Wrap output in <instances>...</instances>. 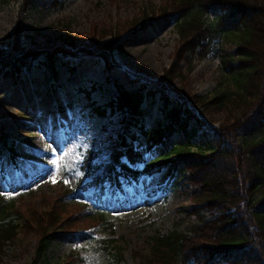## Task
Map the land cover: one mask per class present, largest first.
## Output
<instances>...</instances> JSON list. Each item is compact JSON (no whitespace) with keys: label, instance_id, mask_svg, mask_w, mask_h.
I'll return each mask as SVG.
<instances>
[{"label":"rangeland","instance_id":"rangeland-1","mask_svg":"<svg viewBox=\"0 0 264 264\" xmlns=\"http://www.w3.org/2000/svg\"><path fill=\"white\" fill-rule=\"evenodd\" d=\"M167 2L171 3L0 0V48H6L17 34L26 45L59 43L64 38L81 41L104 34L105 38L98 39L99 44H104L109 40L106 34L127 22L115 37L110 72H106L101 59L93 56L57 62L56 79L37 60L32 68L21 71L18 81L0 75V125L16 146L15 161L9 151L0 147V195L22 208L21 213L8 214L22 227H18L12 242L0 245V264H142L155 234L165 235L175 228L188 233L190 225L198 224L196 211L205 221L211 217L209 211L199 210L207 202L192 199L195 185L184 182L189 172L171 173L166 168L140 176L138 183L123 184L110 198L107 194L101 197L109 212L105 214L108 227L97 224L94 213L89 215L92 217L81 215L83 209L78 204L90 200V194L63 197L64 190L72 188L77 179L89 184L92 173L79 169L86 153L94 151L98 165L107 162L110 140L125 130L119 115L101 118L93 114L91 101L106 104L117 91L140 88V79L169 81L171 90L188 95L213 96L234 89L232 75L238 65L235 38L210 40L205 57L189 51L173 16H159L157 12L150 16ZM135 19V25L129 24ZM159 98V93L153 99L144 93L141 108L146 128L168 122L159 110ZM228 110L231 111L213 105L201 108L205 130L197 129L192 142L197 145L207 141L206 130L220 128L230 116ZM125 131L138 133V128L130 125ZM180 136L174 134L173 138L179 140ZM134 144L141 148L138 141ZM148 155L144 151V156ZM228 160L237 161L233 155ZM49 208L79 219L69 230H55L46 256L36 258L38 235L33 224L25 227L23 223L35 214L32 209Z\"/></svg>","mask_w":264,"mask_h":264},{"label":"trees","instance_id":"trees-1","mask_svg":"<svg viewBox=\"0 0 264 264\" xmlns=\"http://www.w3.org/2000/svg\"><path fill=\"white\" fill-rule=\"evenodd\" d=\"M167 1L171 3L167 2L150 16L156 12L159 16H173L189 51L200 52L205 57L210 40L235 38L238 65L232 75L234 89L213 96L188 95L171 90L169 81L140 79L143 83L140 88L117 91L106 104L91 101L94 114L101 118L119 115L123 129L136 126L138 133L126 131L111 139L109 159L104 164H96L95 153L89 151L80 165L81 170L92 173L89 184L79 179L74 188L64 190L63 197L79 192L90 194V200L78 204L83 209L81 215L92 217L89 215L94 213L97 224L108 227L105 214L109 212L99 205L103 193L118 188L124 181L136 182L140 175H150L163 168L179 174L189 172L184 182L195 185L192 199L207 202L199 210L209 211L211 217L205 221L196 211L198 224L190 225L188 233L175 228L165 235L155 234L150 238L148 257L142 264L149 261L152 264H264V0ZM137 21L129 24L135 25ZM126 23L106 34L109 40L104 44L98 41L105 38L104 34L81 41L64 38V42L32 45H26L17 34L6 48H0V75L18 81L20 72L29 70L37 60L56 79L57 62L86 55L101 59L106 72H110L114 65L115 37ZM106 79H110L108 74ZM146 92L152 99L159 93V110L168 119L166 124L154 129L142 123L141 104ZM210 105L217 109L230 108L236 114L228 110L230 116H226L228 119L220 128L209 127L205 132L207 141L195 145L192 142L195 131L205 128L202 119L205 113L201 108ZM178 133L181 136L175 140L173 135ZM135 141L141 149L136 148ZM0 147L15 156L16 146L1 125ZM144 151L149 153L147 158ZM231 155L236 163L228 160ZM11 202L0 195V245L12 242L18 227H22L8 216L12 211H22ZM71 204L77 205L74 200ZM32 210L35 214L27 217L23 225L33 224L38 235L35 257L44 258L53 232L69 230L79 218L74 214L64 216L50 208Z\"/></svg>","mask_w":264,"mask_h":264},{"label":"bare ground","instance_id":"bare-ground-1","mask_svg":"<svg viewBox=\"0 0 264 264\" xmlns=\"http://www.w3.org/2000/svg\"><path fill=\"white\" fill-rule=\"evenodd\" d=\"M79 34V33H78ZM80 35V34H79ZM84 57H93V56H88V55H86V56H82V57H79V59H83ZM38 63L40 64H43L41 61H38ZM32 66H34V63L31 65V67L30 68H32ZM73 68L75 69L76 68V66H73ZM21 73V72H20ZM19 76H20V74H19ZM5 79H7V78H5ZM12 79V78H11ZM13 80V79H12ZM122 129H123V127H122ZM124 132H126L125 130H124Z\"/></svg>","mask_w":264,"mask_h":264}]
</instances>
